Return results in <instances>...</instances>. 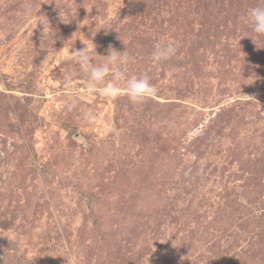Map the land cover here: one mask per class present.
Masks as SVG:
<instances>
[{
    "label": "rangeland",
    "instance_id": "374dc122",
    "mask_svg": "<svg viewBox=\"0 0 264 264\" xmlns=\"http://www.w3.org/2000/svg\"><path fill=\"white\" fill-rule=\"evenodd\" d=\"M256 7L0 0V264H264ZM156 42L176 56L154 63ZM85 44L97 64L127 50L158 95L133 105L111 76L120 97L89 95Z\"/></svg>",
    "mask_w": 264,
    "mask_h": 264
},
{
    "label": "clouds",
    "instance_id": "9594fccd",
    "mask_svg": "<svg viewBox=\"0 0 264 264\" xmlns=\"http://www.w3.org/2000/svg\"><path fill=\"white\" fill-rule=\"evenodd\" d=\"M245 24L251 26L257 36H264V7L251 9L247 17L242 18ZM256 44L255 41H253ZM86 45V44H85ZM177 54V48L171 44L156 42L153 45L151 59L154 63L170 61ZM95 55H97L95 51ZM71 56L80 70L87 75L86 92L89 95L98 94L105 99L114 100L121 96L122 89L110 82L109 77L124 82V94L133 105L143 104L154 99L158 95L157 87L151 83L148 76H127L126 65L130 61L127 50L120 52L111 45L108 55L101 57L103 62L97 64L95 57L88 51V47L71 52ZM98 56V55H97ZM100 57V56H99ZM65 83L69 89V95L73 98L70 107L75 106V94L72 93V76L65 74ZM90 119L91 117H86Z\"/></svg>",
    "mask_w": 264,
    "mask_h": 264
}]
</instances>
